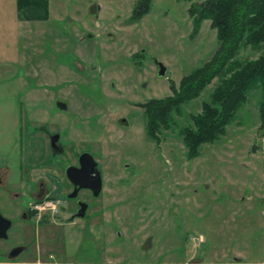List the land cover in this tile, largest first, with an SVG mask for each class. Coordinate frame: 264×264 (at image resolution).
<instances>
[{
	"label": "rangeland",
	"instance_id": "rangeland-1",
	"mask_svg": "<svg viewBox=\"0 0 264 264\" xmlns=\"http://www.w3.org/2000/svg\"><path fill=\"white\" fill-rule=\"evenodd\" d=\"M135 2L50 0L47 20L0 17V163L15 162L10 186L0 184V210L14 214L16 221L0 248L23 235L15 211L27 197L26 169L32 166L21 163V150H31L29 134L43 135L38 127L47 125L63 133L70 159L75 150L95 148L105 165L114 161L110 166L116 170L105 169V187L115 189L111 199L120 215L132 205L174 207L172 220L182 226L177 235L188 230L196 240L203 238L200 243L209 249L211 261L236 264L238 254L241 264H264L262 90L251 88L225 133L201 143L196 155H189L181 130L193 123L192 115L203 110L231 71L215 76L200 94L183 102L171 125L151 136L147 103L180 89L183 76L217 52L219 40L210 18L197 24L190 14L189 7L199 0H152L150 10L137 19L132 17ZM8 23H19L14 35L4 33ZM263 50L264 44L247 45L236 58L246 61ZM157 60L166 65L164 74H159ZM58 99L71 110L61 109ZM11 189L20 194L14 197ZM117 219L114 237L125 231L124 219ZM64 232L57 224L29 229L34 246L45 245L50 237L62 243Z\"/></svg>",
	"mask_w": 264,
	"mask_h": 264
},
{
	"label": "flooded vegetation",
	"instance_id": "flooded-vegetation-1",
	"mask_svg": "<svg viewBox=\"0 0 264 264\" xmlns=\"http://www.w3.org/2000/svg\"><path fill=\"white\" fill-rule=\"evenodd\" d=\"M66 102L62 99L57 100L61 109L70 111L71 108ZM38 128L45 138V163L32 161L28 156L29 148L27 151V146L22 147L21 163L32 166L26 169L27 175L30 176L26 187L27 197L23 198V206L19 210H14L17 218L23 221L20 228L23 235L19 236L21 240L18 242L0 248V259H8L11 264H227L222 260H210L209 249L200 243L204 241L203 238L196 240L194 236L189 235L188 230L183 236L177 235L182 226L172 220L175 215L174 207L166 210L163 206L154 209L146 204L132 205L131 209L122 210L120 215L117 209L119 206L113 204L111 199L112 191L115 189L105 187L107 181L105 169L109 168L111 172L116 170L110 166L114 165V161H111L109 166L105 165L101 158L103 153L97 152L95 148L75 150L73 159H70L71 155L61 131L51 130L47 125ZM57 133L62 145L61 151H55L52 146V136ZM13 151L14 149L8 152V157ZM85 151L93 155L96 166L90 157H85L84 172L80 171V168L81 154ZM34 157L35 153L32 155L33 159ZM14 163L13 160L6 164L0 163V184L10 186L12 182L8 177ZM123 164L129 166L127 161ZM71 165L75 166L72 172L73 179L67 173V168ZM96 167L102 176L98 192L95 189V186L98 187ZM37 169L39 171H35ZM76 180L92 186H81ZM11 191L18 194L14 189ZM41 200L52 201L55 208L46 206L39 210L35 203ZM14 216L0 210V218L9 220L3 221L8 222L9 227L7 234L0 237V242L11 237L10 230L16 223ZM121 216L126 223L125 231L114 237L111 230L117 224V218ZM33 224L46 228L51 224L61 225L65 231L63 242L58 243L59 241L56 242L55 238L50 237L45 245L36 243L34 246L33 237L29 235L30 225ZM100 230L101 235L98 234ZM239 258L240 256L236 254L234 258L236 264H241L237 262Z\"/></svg>",
	"mask_w": 264,
	"mask_h": 264
},
{
	"label": "trees",
	"instance_id": "trees-1",
	"mask_svg": "<svg viewBox=\"0 0 264 264\" xmlns=\"http://www.w3.org/2000/svg\"><path fill=\"white\" fill-rule=\"evenodd\" d=\"M193 2L189 12L198 24L204 18L211 19L219 40L217 52L210 60L183 76L180 89L174 94L151 99L147 103V128L156 137L161 126H169L174 111L181 112L182 103L196 97L217 75H224L205 100L203 110L192 115L193 123L181 130L190 156L198 154L201 143L214 141L226 131V125L233 119L235 110L246 100L247 92L260 86L262 99L260 113L264 127V50L246 61L236 58L242 47L264 44V0H199ZM152 0H136L134 19L141 18L150 10Z\"/></svg>",
	"mask_w": 264,
	"mask_h": 264
},
{
	"label": "crops",
	"instance_id": "crops-1",
	"mask_svg": "<svg viewBox=\"0 0 264 264\" xmlns=\"http://www.w3.org/2000/svg\"><path fill=\"white\" fill-rule=\"evenodd\" d=\"M8 13H10L9 18H7V16H6ZM50 13H51L50 0H0V17L1 18L6 17L5 19H8V20L15 19V21H18V22H20V21H22V22H25V21H42V20H47L50 17ZM17 24H19V23H17ZM17 24L12 26V24L10 25V23H8V28H6L4 33L6 35H14L13 29L18 27ZM26 27L28 28V26H26ZM6 31H7V33H6ZM15 31H18V30H15ZM67 104H68V107H70L69 103H67ZM33 133H37V131L33 132ZM33 133H30L29 137H28L30 140L34 141V142H32L33 147H30L31 150H30V154L28 156H29V158H31L32 161H34V162L38 161L37 163L44 164L45 163V161H44V158H45V138H44V135H40V134L36 135ZM32 148L38 149V150L35 149L33 151L35 153L34 159L32 158V155L34 154L32 152ZM12 172H13V170L12 171L10 170L8 180H9ZM9 181H11V180H9ZM14 192L15 191H13V195H19L20 194V192H18V194H15ZM100 232H101V230L98 231V234ZM0 264H11V263L8 261V259H2L1 258Z\"/></svg>",
	"mask_w": 264,
	"mask_h": 264
},
{
	"label": "water",
	"instance_id": "water-1",
	"mask_svg": "<svg viewBox=\"0 0 264 264\" xmlns=\"http://www.w3.org/2000/svg\"><path fill=\"white\" fill-rule=\"evenodd\" d=\"M157 64H158L159 74H164L166 72V68H167L166 65L162 61H159V60H157ZM119 121L124 122V123H128V120L126 119V117H121L119 119ZM52 146H53L55 151H61L62 150V145L59 141V134L58 133L54 134L52 136ZM85 157H90V159L92 160V163L96 166V161L94 160L93 155L90 152L85 151L81 154L82 168H80L81 169L80 171H84V172L86 171ZM74 167L75 166L71 165L67 168V173H68L69 177H71L72 179H73L72 172L74 170L73 169ZM95 170H96L97 179H98V187L95 186V189H96V192H98V190L101 188L102 176H101L100 170L97 167L95 168ZM76 182H80V181L76 180ZM80 185L81 186H92V185H89L88 183H83L82 181L80 182ZM97 188H98V190H97ZM4 220L6 221L7 219L4 217H2V219L0 218V237L5 236L7 234V229L9 227V223L3 222ZM7 221H9V220H7Z\"/></svg>",
	"mask_w": 264,
	"mask_h": 264
},
{
	"label": "built area",
	"instance_id": "built-area-1",
	"mask_svg": "<svg viewBox=\"0 0 264 264\" xmlns=\"http://www.w3.org/2000/svg\"><path fill=\"white\" fill-rule=\"evenodd\" d=\"M46 206H50L51 208H55V203L52 201H47V200H41V201H36L35 207L38 208L39 210L44 209Z\"/></svg>",
	"mask_w": 264,
	"mask_h": 264
}]
</instances>
